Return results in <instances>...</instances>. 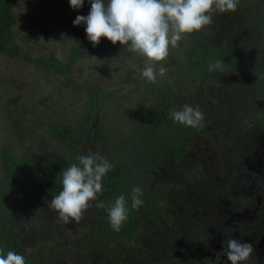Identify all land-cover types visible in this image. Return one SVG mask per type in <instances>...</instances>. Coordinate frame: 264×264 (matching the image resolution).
<instances>
[{
  "label": "trees",
  "instance_id": "trees-1",
  "mask_svg": "<svg viewBox=\"0 0 264 264\" xmlns=\"http://www.w3.org/2000/svg\"><path fill=\"white\" fill-rule=\"evenodd\" d=\"M27 1L0 0V56L23 60L42 78H62L58 96L66 99L69 93L74 106L67 115H39L42 125L23 124L18 143L0 147V250L23 255L26 264L185 263V248L203 247L211 198L218 190L228 191V186L214 185L206 156L221 154L237 176L248 169L250 150L264 152V130L252 123V118L264 117V0H240L237 11L214 13L212 24L184 34L180 64L154 83L142 80L145 98L140 103L120 97L113 81L85 77L78 68V61L110 48L107 38L94 47L87 34L75 28V43L64 56L30 54L18 32V8ZM47 12L42 8L40 21L47 20ZM174 56L171 52L175 64ZM214 61H221L222 68L210 72ZM5 84L6 90L12 87ZM184 104L199 106L203 126L174 121L170 111ZM255 137L259 143L251 141ZM245 138L250 145H244ZM89 149L100 152L113 168L103 178V193L84 212L92 222L84 242L93 243L94 249L70 257L78 243L74 249L54 250L37 242L49 230L41 231L40 219L29 208L47 209L63 190L62 170L78 164V156ZM136 186L144 193L138 210L131 208V189ZM261 191L255 187L248 202ZM121 194L129 215L117 232L107 208ZM44 212L49 214V209ZM53 231L63 230L55 226Z\"/></svg>",
  "mask_w": 264,
  "mask_h": 264
},
{
  "label": "rangeland",
  "instance_id": "rangeland-1",
  "mask_svg": "<svg viewBox=\"0 0 264 264\" xmlns=\"http://www.w3.org/2000/svg\"><path fill=\"white\" fill-rule=\"evenodd\" d=\"M42 8L48 11L46 21H40L39 19ZM90 8L89 0H85L84 6L78 10L71 7L69 0H31L25 4L22 3L18 8L20 16L18 32L23 38L22 42L33 56L53 53L64 56L75 43L74 29L86 33L85 25L76 26L73 21L78 15L87 16ZM31 22H37L36 27H32ZM185 39L186 37L183 35L178 47L171 48L170 46L167 60L161 62L167 68V71L172 65L180 64ZM128 49V45L110 44L108 50L101 51L99 55L92 59L78 61L77 66L82 68L85 77L98 76L101 80H106L109 83L113 81L112 88L117 90L120 97L125 98L124 100L131 97L136 103H140L145 98L140 90L141 81L146 80L142 76L145 58L130 52ZM171 52L175 54V64L170 60ZM156 67L158 70L159 64ZM157 77L160 78L161 76L157 75ZM7 81L12 87L6 90L4 87ZM61 88L62 78H42L34 66L23 62V60L7 59L0 56V147L6 144L16 145L18 143L17 133L22 130L25 124L38 123L42 125L44 122L39 120L41 114L54 115L65 112L67 115L70 112L68 109L74 106V102L69 93H66V99L58 96V91ZM131 104L132 102L129 105ZM222 104V102H219L217 105L219 109ZM252 123L257 128L264 130V117L252 118ZM251 141L259 143L257 137ZM249 142L250 138H245L244 145H250ZM202 146L200 145V147ZM228 148L226 146L225 150H228ZM202 149L205 150V148ZM203 153L200 152V154ZM205 159L211 164L214 185L220 189L223 185V188L228 186V191L221 189L215 194L216 197H209L213 200V211L208 213L211 214L209 222L211 233L208 234L209 241L206 247H209L207 251L212 253L221 248L224 241L230 238L231 233L225 229L226 225H224L227 213L232 210L233 204L237 202L238 198L246 199L252 194L255 187L262 190L257 198H260L261 213L264 214V152L250 150V154L247 156L248 169L237 176L233 175L234 167L230 161L225 160L221 154H209ZM29 209L37 216H35L36 219H40L41 231L47 232L49 230L48 233L41 234L42 236L37 239V242L42 241V243L49 246L48 249L51 247L54 250L65 249L67 246L74 249V243H78L76 251L70 257L73 255L83 256L85 252L92 253L94 244L84 242L90 232L89 228L92 226L91 219H88L89 216L86 213H83L79 223L73 221L65 224L58 219V213L50 207H47L49 214L44 212V210H47L44 207L32 206ZM260 223L261 221L258 220L255 224L250 225V228L254 229ZM55 226L63 230L61 234L53 231ZM259 227L263 230V225H259ZM242 229H247V226L242 227ZM158 242H161V240L159 239ZM187 250L188 248H185L182 253H188L186 262L184 261L185 263L182 264H188L187 262L201 264V260H205L208 256L198 246L193 247V251ZM155 260L152 259V261ZM64 261L70 263L68 258ZM168 263L165 261V264Z\"/></svg>",
  "mask_w": 264,
  "mask_h": 264
},
{
  "label": "clouds",
  "instance_id": "clouds-1",
  "mask_svg": "<svg viewBox=\"0 0 264 264\" xmlns=\"http://www.w3.org/2000/svg\"><path fill=\"white\" fill-rule=\"evenodd\" d=\"M85 0H69L74 10L81 9ZM240 0H89L87 16L78 15L73 24L85 25L87 39L98 46L102 38L112 44L128 45L129 51L145 58L142 76L155 82L157 75L164 76L163 63L169 49L179 46L184 34L199 32L213 23L214 13L235 12ZM159 64L158 70L156 65ZM222 68L221 61H214L209 71ZM175 122L197 128L203 126L204 113L199 106L184 104L179 110L170 111ZM78 164L72 163L60 173L63 190L51 199L49 207L58 213L65 224L79 223L92 201L104 191L103 178L113 165L98 151L89 149L78 156ZM139 186L131 189V208L139 209L144 201ZM104 208L105 205H98ZM108 221L119 232L127 221L129 207L125 195H119L107 208ZM254 252L251 243L235 238L224 241L222 254L230 264H245ZM0 264H26L25 257L13 250L6 255L0 250Z\"/></svg>",
  "mask_w": 264,
  "mask_h": 264
},
{
  "label": "flooded vegetation",
  "instance_id": "flooded-vegetation-1",
  "mask_svg": "<svg viewBox=\"0 0 264 264\" xmlns=\"http://www.w3.org/2000/svg\"><path fill=\"white\" fill-rule=\"evenodd\" d=\"M257 196H255L256 198H254L251 202H248V199L243 200L238 198L237 202L233 204L232 210L227 213L225 218L226 222L224 225H226L225 229L231 233L230 238L251 243L254 246V252L245 264H264V214L261 213L262 208L260 207V198H257ZM244 202H246L248 207H245ZM258 220L261 221L259 225H263V230H261L259 225L254 229L250 228V225L255 224ZM245 226H247V229L243 230L242 227ZM209 232V230H206L203 247H201L204 254L207 253L208 256L205 260H201L200 263L230 264L227 257L222 254L224 245L216 250V252L209 253V251H207L209 250V247H206L209 241ZM187 263L198 264L197 262Z\"/></svg>",
  "mask_w": 264,
  "mask_h": 264
}]
</instances>
